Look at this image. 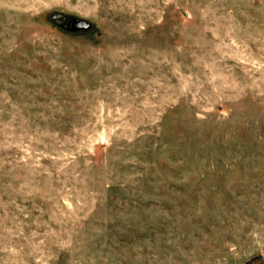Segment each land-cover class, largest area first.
<instances>
[{
	"label": "rangeland",
	"instance_id": "1",
	"mask_svg": "<svg viewBox=\"0 0 264 264\" xmlns=\"http://www.w3.org/2000/svg\"><path fill=\"white\" fill-rule=\"evenodd\" d=\"M0 264H264V0H0Z\"/></svg>",
	"mask_w": 264,
	"mask_h": 264
},
{
	"label": "water",
	"instance_id": "2",
	"mask_svg": "<svg viewBox=\"0 0 264 264\" xmlns=\"http://www.w3.org/2000/svg\"><path fill=\"white\" fill-rule=\"evenodd\" d=\"M59 25H61L62 27H64L65 29H71V30H84L88 28V23L86 21H81L75 18H66L63 16H60L59 21H58Z\"/></svg>",
	"mask_w": 264,
	"mask_h": 264
}]
</instances>
